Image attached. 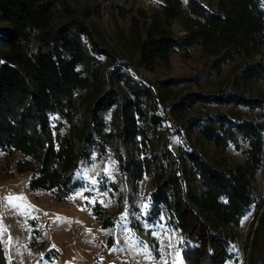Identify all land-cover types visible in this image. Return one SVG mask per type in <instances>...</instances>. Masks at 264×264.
Instances as JSON below:
<instances>
[{"label":"trees","instance_id":"16d2710c","mask_svg":"<svg viewBox=\"0 0 264 264\" xmlns=\"http://www.w3.org/2000/svg\"><path fill=\"white\" fill-rule=\"evenodd\" d=\"M140 13L131 61L116 56L86 0H0V152L17 153L14 172L60 202L81 189L76 174L93 152L112 155L127 184L150 179L149 219L167 216L187 264H226L264 166L255 114L264 110V0H161ZM198 48L208 75L230 68L224 87L176 91L194 79L139 74ZM231 149L240 162L225 160ZM94 216L114 226L100 205ZM250 235L247 264H264V206Z\"/></svg>","mask_w":264,"mask_h":264},{"label":"rangeland","instance_id":"374dc122","mask_svg":"<svg viewBox=\"0 0 264 264\" xmlns=\"http://www.w3.org/2000/svg\"><path fill=\"white\" fill-rule=\"evenodd\" d=\"M91 17L101 34L122 60H136L137 48L133 18L143 26L144 16L156 10L161 0H86ZM180 35L179 26L174 27ZM206 58L198 48L183 55H172L168 65L154 72L139 68L146 80L158 83L168 78H193L182 82L176 91L216 90L227 83L229 69L220 77L205 70ZM225 111L228 108H224ZM242 115L248 117L246 110ZM255 114L264 118V110ZM111 114L107 115V119ZM172 144L180 143L178 136ZM212 155L217 152L210 148ZM217 157L219 155H216ZM18 154L0 152V249L6 264H187L183 256V239L173 229L165 214L149 219L152 208L151 181L127 184L112 155L93 152L76 177L82 182L66 201L60 202L47 191H33L30 176L14 172ZM241 155L232 149L225 155L229 163L240 162ZM100 205L114 221L104 229L94 216ZM264 206V166L259 175L257 204L237 228L238 238L231 246L232 258L226 264H247L250 233L258 212ZM36 242V248L29 244ZM43 246L42 249H40ZM55 250L57 257L45 255Z\"/></svg>","mask_w":264,"mask_h":264}]
</instances>
